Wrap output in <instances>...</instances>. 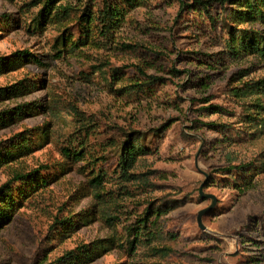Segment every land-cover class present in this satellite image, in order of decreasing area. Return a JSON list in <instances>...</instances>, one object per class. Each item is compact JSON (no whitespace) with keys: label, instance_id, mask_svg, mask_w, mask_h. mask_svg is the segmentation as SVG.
Listing matches in <instances>:
<instances>
[{"label":"rangeland","instance_id":"rangeland-1","mask_svg":"<svg viewBox=\"0 0 264 264\" xmlns=\"http://www.w3.org/2000/svg\"><path fill=\"white\" fill-rule=\"evenodd\" d=\"M100 1L62 0L56 6L69 16L37 27L43 0H0V114L8 113L0 145L24 137L17 158L0 165V187L13 188L19 174L46 181L0 196V264H54L77 247L101 244L105 250L72 264H264V93L240 101L232 91L264 78V59L209 61L222 52L225 31L166 0H144L125 11L108 41L58 59L55 38L66 29L76 40L80 10L95 12ZM134 66L162 82L128 94L111 70L126 67L131 76ZM117 129L145 133L154 149L129 178L117 170ZM64 150H80L83 161ZM243 165L252 167L253 182L242 191L233 185L241 177L233 181L228 170ZM98 170L105 179L95 190L89 182ZM200 190L216 198L203 230L197 216L211 200L201 201ZM150 202L152 210L172 209L156 234L128 251L124 228L135 227ZM62 224L76 226L60 233Z\"/></svg>","mask_w":264,"mask_h":264},{"label":"trees","instance_id":"trees-1","mask_svg":"<svg viewBox=\"0 0 264 264\" xmlns=\"http://www.w3.org/2000/svg\"><path fill=\"white\" fill-rule=\"evenodd\" d=\"M43 1L44 3L42 4V7L37 12L35 18H33V22L36 23L37 27H40L46 22L57 24L64 15L69 16L67 8L60 5L56 6L62 0ZM143 1L144 0H101V6H99L95 12L91 11L92 8L85 6L82 10H80L77 17L79 37L76 40H72L70 35L67 34V30L63 29L60 32L61 34L55 38L53 50L56 57L60 59L67 53H73L80 47L88 45V43L93 46L99 43L96 41H108L111 31L123 21L125 11L136 8L138 5L142 4ZM166 1L177 3L179 5V10H184L186 8L187 11L199 13L203 16L208 26L212 28L220 27L223 32L225 31L226 40L222 52L218 53L214 58H210L208 56L209 61L213 60L216 65L220 64V67H223L227 62L232 63L239 61L244 57L252 56L261 60L264 59V0H193L191 4H186L183 0ZM90 4L93 5L92 2H90ZM215 7H217L219 12L218 15H215V11H213ZM256 26H258V28ZM95 38L97 39L94 40ZM125 47L127 49L133 48L131 46ZM137 47L138 46H136V48ZM25 53L26 52H20V54L23 55ZM3 61L4 60L0 58V63ZM34 61L38 63V60L35 59ZM125 69L126 67L114 68L111 70V73L112 77H116L115 79L123 76V82L124 84L126 83L124 86L126 88L123 89H127L126 91L128 94L139 95L148 93L152 91L153 88H156L158 82H162V78L148 75L140 67L134 66L131 76H125L123 73ZM243 76L244 75L238 76L236 80L238 81V79ZM232 91L238 100H248L252 96L264 93V78L257 81L242 83L241 86L232 88ZM17 93L18 91L14 92L15 95ZM7 114H0V123H5L3 120L6 119ZM117 131V141L113 143L117 170L123 178H129L131 175L130 172L138 163V158L150 155L154 149L149 148L148 145L145 144V133L135 130L123 131L117 129ZM161 131L162 126L152 132L160 134ZM23 138L24 137H22L19 142L13 141L10 144L7 143V145H5L6 143H2L0 145V165L8 163L9 161L7 159L13 161L17 158V150L19 148L17 146L23 144ZM27 148L28 146H26V149ZM10 150L11 152H9ZM5 156L9 157L5 158L6 161H4ZM64 156L75 163L83 161L80 150L74 152L64 150ZM86 165H88V163ZM92 169H95V165ZM251 170L252 167L244 165L235 167L234 169H229L228 172L230 173L234 171L231 174L234 177L233 181H237V178L235 177H241L240 181L238 183L234 182L233 185L236 186L237 184L236 187L240 188L242 191L248 189L253 182L252 176L247 177ZM236 172H238L237 175H235ZM240 172H243L245 176H240ZM104 177L105 174L101 171L98 170L97 172H94L89 185L95 190L99 189L102 187V182L105 179ZM34 179H32V176L29 174L16 175L12 183L18 184L13 188H11V183L4 184L0 187V196L6 197L13 190L16 194L19 192L18 188L30 181L33 185V189L35 190L38 187L46 185V181L40 178L39 175L36 180ZM22 195L23 194H20L18 198ZM11 197L12 196H10L9 199L13 200ZM95 197H99V195H96ZM24 200L27 199L24 197ZM201 201L203 200L201 199ZM1 205L2 204L0 203V208H2ZM159 207L160 206H157V208L152 210V202L148 203L147 208L144 210L145 212L141 214L135 224V227L124 228L126 239L124 245L122 246L123 248L128 251H133L139 246L138 244L145 241L146 237L156 234L159 221L162 220L170 209H172L167 208L166 206H161V208ZM3 213L4 211L0 210V225L5 221ZM67 226L68 228L66 227V224H62V227H65V231H61L60 233H66V230H72L76 225L70 224ZM152 229H154V231H152ZM99 250H105V245H94L90 250H88L87 246H80L56 259L54 264H72L71 261H80L83 263L86 255L91 256L90 253Z\"/></svg>","mask_w":264,"mask_h":264},{"label":"water","instance_id":"water-1","mask_svg":"<svg viewBox=\"0 0 264 264\" xmlns=\"http://www.w3.org/2000/svg\"><path fill=\"white\" fill-rule=\"evenodd\" d=\"M199 193H200V197H201L202 200H206V199L211 200V204H210V206H209L208 208L204 209V210H201V211L198 213V216H197V223H198V226H199L200 229L203 230V229H204V226H203L202 223H201V218H202L203 215H205V214L211 212V211L214 209V207H215V205H216V198H215L214 196H212V195L203 194V193L201 192V190L199 191Z\"/></svg>","mask_w":264,"mask_h":264}]
</instances>
